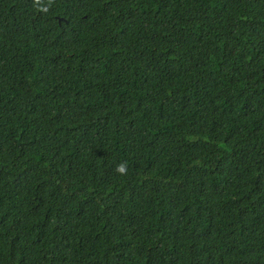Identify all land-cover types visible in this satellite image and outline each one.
Masks as SVG:
<instances>
[{
    "label": "trees",
    "instance_id": "trees-1",
    "mask_svg": "<svg viewBox=\"0 0 264 264\" xmlns=\"http://www.w3.org/2000/svg\"><path fill=\"white\" fill-rule=\"evenodd\" d=\"M0 264H264V0H0Z\"/></svg>",
    "mask_w": 264,
    "mask_h": 264
},
{
    "label": "clouds",
    "instance_id": "clouds-1",
    "mask_svg": "<svg viewBox=\"0 0 264 264\" xmlns=\"http://www.w3.org/2000/svg\"><path fill=\"white\" fill-rule=\"evenodd\" d=\"M117 171H118V172H124V171H125V167H124V165L121 164L120 166H118Z\"/></svg>",
    "mask_w": 264,
    "mask_h": 264
}]
</instances>
